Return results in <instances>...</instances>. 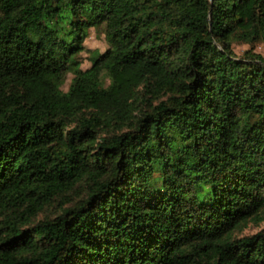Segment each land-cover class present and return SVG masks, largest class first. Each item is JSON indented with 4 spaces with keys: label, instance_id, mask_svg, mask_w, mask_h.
<instances>
[{
    "label": "trees",
    "instance_id": "16d2710c",
    "mask_svg": "<svg viewBox=\"0 0 264 264\" xmlns=\"http://www.w3.org/2000/svg\"><path fill=\"white\" fill-rule=\"evenodd\" d=\"M263 222L264 0H0V264H264Z\"/></svg>",
    "mask_w": 264,
    "mask_h": 264
},
{
    "label": "rangeland",
    "instance_id": "374dc122",
    "mask_svg": "<svg viewBox=\"0 0 264 264\" xmlns=\"http://www.w3.org/2000/svg\"><path fill=\"white\" fill-rule=\"evenodd\" d=\"M87 45L91 49H100V50H103L105 48V42H104L101 34L98 33V31H94V30L92 31L90 37L87 40ZM87 55H89V54L88 53H84L83 54V57L84 56H87ZM89 65H90L89 60L87 58H85L84 59V63H83V67L84 68H87ZM70 81H71V76H69V78H68V80L66 82V85L64 87V90H67L68 89V86L70 84ZM262 227H264V222L261 224L260 227H256V226L250 225L245 230V233H247V234L255 233V232L259 231Z\"/></svg>",
    "mask_w": 264,
    "mask_h": 264
}]
</instances>
